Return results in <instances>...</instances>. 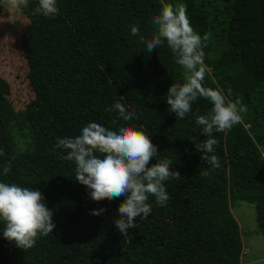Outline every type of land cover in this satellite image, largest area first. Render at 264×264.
I'll list each match as a JSON object with an SVG mask.
<instances>
[{
  "label": "trees",
  "instance_id": "obj_1",
  "mask_svg": "<svg viewBox=\"0 0 264 264\" xmlns=\"http://www.w3.org/2000/svg\"><path fill=\"white\" fill-rule=\"evenodd\" d=\"M37 2L18 12L27 20L20 48L34 94L24 109L15 110L0 77V165L12 162L0 182L39 190L56 227L23 250L3 237L0 222V264H241L235 202L254 205L264 237V0H57L54 18L37 13ZM176 2L186 5L194 31L209 35L204 85L231 88L229 99L240 97L248 109L231 130L213 132L219 168L202 160L194 144L206 138L195 116L211 105L198 99L177 120L164 97L184 70L166 45L149 53L130 34L138 24L149 36L152 15ZM118 100L135 108L137 118L123 122L107 111ZM93 121L144 130L182 177L166 182V206L150 197L152 212L136 219L130 239L113 223L123 197L91 200L75 181L74 162L53 150L57 138L75 137ZM27 136L33 148L27 142L19 149L18 137ZM101 207V215L89 214Z\"/></svg>",
  "mask_w": 264,
  "mask_h": 264
},
{
  "label": "clouds",
  "instance_id": "obj_2",
  "mask_svg": "<svg viewBox=\"0 0 264 264\" xmlns=\"http://www.w3.org/2000/svg\"><path fill=\"white\" fill-rule=\"evenodd\" d=\"M8 5L20 12L28 7L29 0H8ZM35 11L54 18L58 15L57 0H38ZM150 24L154 30L149 36L141 34L138 24L131 26L130 34L138 37V43L149 53L166 45L175 64L184 70L182 81L173 82L164 97L168 111L174 113L177 120L191 113L192 104L198 99H205L211 105L207 114L195 116V124L206 138L194 144L196 150L202 152V160L219 168V158L215 155L219 141L213 132L223 133L239 124L242 114L248 111L247 106L242 104L240 97L229 99L233 95L231 88L204 85V48L209 35L201 36L194 31L186 5L162 3L157 14L152 15ZM107 111H115L123 122L137 118V110H129L119 100ZM57 149L66 153L61 155L62 160L74 162L75 181L87 188L91 200L99 202L123 197L113 223L129 239L128 229L137 227L136 219L147 218L152 212L150 197L156 205L166 206L170 199L166 182L182 178L178 171L170 168L173 161L161 157L150 136L129 123L109 128L90 122L75 137L57 138L53 150ZM4 155L0 150V157ZM153 158L155 162L151 163ZM11 168L10 159L0 165V174L7 175ZM104 211L101 207L89 214L99 216ZM52 217L53 210L47 207L39 190L0 182V222L4 225L2 233L6 240L23 250L30 249L38 238L52 233L56 227Z\"/></svg>",
  "mask_w": 264,
  "mask_h": 264
},
{
  "label": "rangeland",
  "instance_id": "obj_3",
  "mask_svg": "<svg viewBox=\"0 0 264 264\" xmlns=\"http://www.w3.org/2000/svg\"><path fill=\"white\" fill-rule=\"evenodd\" d=\"M175 4L180 5L177 2ZM23 16L8 5V0H3L0 13V77L9 84L8 98L15 110L24 109L34 97L20 48L21 34L27 26V20ZM18 138L19 149L26 148L27 142L30 143L28 136ZM31 148L33 145L30 143ZM261 151L264 157V148ZM231 212L241 232V264H264V237L258 233L254 205L238 201L232 205Z\"/></svg>",
  "mask_w": 264,
  "mask_h": 264
}]
</instances>
